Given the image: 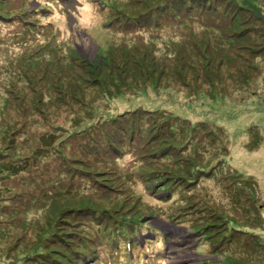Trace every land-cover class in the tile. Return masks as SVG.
Returning a JSON list of instances; mask_svg holds the SVG:
<instances>
[{
	"label": "rangeland",
	"instance_id": "rangeland-1",
	"mask_svg": "<svg viewBox=\"0 0 264 264\" xmlns=\"http://www.w3.org/2000/svg\"><path fill=\"white\" fill-rule=\"evenodd\" d=\"M76 1L62 3L65 10L75 12L77 24L69 14L62 21L52 16L53 24L43 33L29 34L37 43L49 46L69 26L73 38L62 47L71 45L74 54L70 60L62 63L61 48L48 55V62L35 61L33 74L16 62L23 85L19 89L37 99L36 110L30 111L32 120L49 119L48 128L36 123V129L56 134L59 141L91 134L107 136L113 143L116 132L146 133L144 143L153 155L146 167L153 174L149 185L169 193L171 202L161 207L156 200L145 198V203L160 206L161 217L147 209L136 214L168 240L154 255L160 258L153 264H264V0H200L194 5L187 0L113 3L110 6L120 18L153 9H158L154 14L176 15L198 7L210 13L211 21L176 33L161 22L156 31L146 32L130 46L116 41L104 51L105 46L91 38L102 36L107 42L111 33L89 32L99 30L93 24L105 19L96 14L102 3ZM85 4L91 6L93 23L81 21ZM36 8L33 2L27 11L33 13ZM30 24L24 23L27 33ZM182 32L188 33V40L175 37L161 42ZM120 34L128 39L133 32L124 28ZM25 72L30 78L35 75L34 81L29 82ZM40 83L43 97L38 100ZM23 113L22 107L16 105L14 110L11 105L2 119L12 117L17 123ZM12 124L0 126V158L7 164L11 159L28 160L33 153V141L22 133L14 136ZM72 166L89 171L102 185L109 183L89 164L75 160ZM6 174L1 173L0 188L13 181L14 176ZM139 188L145 197V185L139 183ZM6 204L0 200V264H68L69 251L62 244L71 243L75 219H60L67 204L53 208L58 212L52 215V223L40 220L31 227L24 223L30 220L24 215L5 217L10 213ZM92 207L112 218L137 212L125 199L97 202Z\"/></svg>",
	"mask_w": 264,
	"mask_h": 264
},
{
	"label": "trees",
	"instance_id": "trees-1",
	"mask_svg": "<svg viewBox=\"0 0 264 264\" xmlns=\"http://www.w3.org/2000/svg\"><path fill=\"white\" fill-rule=\"evenodd\" d=\"M32 1L38 3L36 8L38 11L30 13L27 7ZM187 1L193 5L200 2V0ZM113 3L122 5L123 1H107L101 6L113 9L114 7L110 6ZM155 10L157 9L150 12ZM148 14L149 11L136 17H123L140 19L150 17ZM63 15L65 13L61 5L54 0H0V126L15 123L10 129L14 136L22 133L33 141V153L30 159L24 161L11 159V162L7 164L6 160L0 158V182L4 177L1 175L3 172L14 176L9 186L0 188V200L7 201L6 206L9 207L6 208L10 213L5 217L11 214L24 215L25 218L30 219L24 220L27 227L33 226V222H40V220L52 223L54 219L52 215L58 212V210L53 211V208L57 204H67V210L60 219L65 221L70 218L75 219L69 234L71 243L62 244L69 251L68 264H72L75 260L78 261L76 264H119V261L129 263L128 251L133 249L130 239L137 241L138 236L152 231L147 222L138 220L136 214L145 212L147 209L152 211L153 215L161 217L157 209L160 206L155 207L145 203L144 199H154L161 204V207L171 205L169 193H160L155 185H149L153 174H148L146 167L148 159L153 155L148 150V144L139 142L145 140L146 133L137 131L127 135L123 131L116 132L114 143L109 142L107 136L92 137L91 134L87 137L70 136L59 141L60 137L56 134L36 129V123L41 124L40 128H48L49 119L43 116L42 122L32 120L30 111L35 109L37 99L31 97L29 91L19 89L22 81L18 76L17 64L25 71L31 70L33 74L34 70L31 68H34L35 61L48 62L46 61L48 55L57 53L61 48H63L61 56L67 52L66 46H58L59 40H63L61 36L49 46L41 44L37 46V49L26 44L27 28L24 27V23L31 21L30 28L33 29L36 26L43 33L47 25L53 24L50 21L52 16H57V21H62ZM154 27L159 28L157 23ZM52 34L54 35L55 32ZM61 34L69 36V29L63 28ZM142 36L144 35L133 36L120 42L130 46L133 40H140ZM172 39L175 38L169 40ZM114 43L111 44L114 45ZM136 47L134 45L133 48L136 49ZM24 74L29 82L34 81L35 75L30 78L26 72ZM38 88V100H40L43 97V85L40 83ZM16 90L25 94V97L13 93ZM11 105L14 110L16 105L24 110V113L20 114V120L15 118L19 120L17 123L12 117L7 121L2 119ZM46 110L47 114H51L47 106ZM131 139L138 142L130 143L129 146L132 148L127 153L120 144L123 140ZM69 140H72V144L67 143ZM56 142H58L57 145ZM75 160L89 164L95 174H104V180L109 183L102 185L89 171L73 169L72 162ZM139 183L145 185V197L140 192ZM119 199L132 203L137 212L112 218L110 214L92 209L97 202L108 203L110 200ZM165 208L171 210L170 206ZM136 220H138L137 223H135ZM28 237L27 235L25 238ZM157 246L158 241H147V248L155 250ZM119 247L121 248L117 252Z\"/></svg>",
	"mask_w": 264,
	"mask_h": 264
},
{
	"label": "bare ground",
	"instance_id": "bare-ground-1",
	"mask_svg": "<svg viewBox=\"0 0 264 264\" xmlns=\"http://www.w3.org/2000/svg\"><path fill=\"white\" fill-rule=\"evenodd\" d=\"M85 17V16H84Z\"/></svg>",
	"mask_w": 264,
	"mask_h": 264
}]
</instances>
